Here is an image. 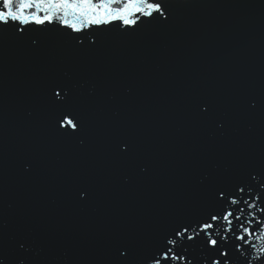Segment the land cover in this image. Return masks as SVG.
<instances>
[{"label": "water", "instance_id": "95a60500", "mask_svg": "<svg viewBox=\"0 0 264 264\" xmlns=\"http://www.w3.org/2000/svg\"><path fill=\"white\" fill-rule=\"evenodd\" d=\"M150 3L0 23V264H264L188 239L264 208V0Z\"/></svg>", "mask_w": 264, "mask_h": 264}, {"label": "snow or ice", "instance_id": "6c2138e0", "mask_svg": "<svg viewBox=\"0 0 264 264\" xmlns=\"http://www.w3.org/2000/svg\"><path fill=\"white\" fill-rule=\"evenodd\" d=\"M44 0H39V3H37V0H2V9L0 10V23H9L12 22H20L25 23L29 20V16L25 15L26 9H32L36 8L39 9L40 3H43ZM50 4H55L57 7L61 5H67L69 3V0H48ZM80 4H90L94 9H104L109 8L110 11H113L115 13V19L120 20V14L123 11L127 10V7L129 6V0H95V3H93V0H78ZM77 3V0H72V4L75 5ZM132 4H144L147 5L149 9H155L157 11L160 10V5L158 4H152L150 3V0H131ZM115 5V8H112L111 6ZM153 14L152 11H146L144 12V15L151 16ZM64 15H67L65 12ZM31 16L35 18L34 22L37 24H43L45 21L53 22V18L51 16H44L41 18L37 12H32ZM23 18V19H22ZM125 24H135L136 21L132 20H125L123 21ZM65 23H67L65 21ZM89 24H92L93 21L89 20ZM73 29L76 31H80L81 29H77L75 25H72ZM59 95V93H57ZM67 126H71L73 129L76 128V124L72 120L67 121ZM241 192H243V189H240ZM258 199V198H257ZM230 203L232 205H239L240 201L233 198L230 200ZM244 203L248 206L249 214L246 218V223L248 226H245V222L241 220V218L244 216V208H239L238 213L234 212V210H227L223 216H213L211 217L212 222L211 223H204L200 225L199 230H193L194 234L189 235V240H195L197 236H199L200 232H203L207 238H208V246L212 248H216L218 246V240L214 238V234L216 237H220L223 240L228 239V234H232L235 236V239L241 242V245H249L251 244L256 252V259H259L261 257H264V227H262L259 231H253V219H256L255 212L251 211L252 209H257L258 211L264 212V208H258L256 203H249L248 201H244ZM223 222L225 225L223 228L224 235L221 236V231L217 228V222ZM235 221H241L238 225V231L239 235L235 234L234 231V222ZM258 223L264 225V221L257 220ZM188 232V229L185 228L182 231L178 232L176 235L178 237H183ZM247 237V239H246ZM256 242V243H254ZM168 243L170 245H174L176 241L169 240ZM241 245H237V248H240ZM172 252V249L169 248L168 252L164 253L162 259L168 260L172 259L175 261H181L183 260V257L176 256L175 254H172L171 256L169 253ZM220 255L227 257V252H221ZM159 264V262H158ZM188 264H191V261H188ZM213 264H220L219 260H216L213 262ZM227 264V262H226Z\"/></svg>", "mask_w": 264, "mask_h": 264}]
</instances>
